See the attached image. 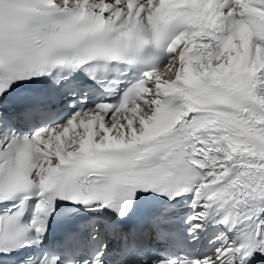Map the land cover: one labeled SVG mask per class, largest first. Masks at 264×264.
Listing matches in <instances>:
<instances>
[{"label":"snow or ice","instance_id":"snow-or-ice-1","mask_svg":"<svg viewBox=\"0 0 264 264\" xmlns=\"http://www.w3.org/2000/svg\"><path fill=\"white\" fill-rule=\"evenodd\" d=\"M0 264H264V0H0Z\"/></svg>","mask_w":264,"mask_h":264}]
</instances>
